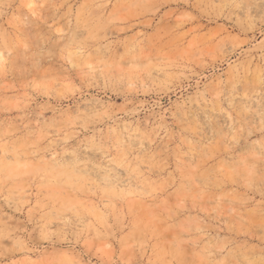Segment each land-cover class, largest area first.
Here are the masks:
<instances>
[{"label":"rangeland","instance_id":"374dc122","mask_svg":"<svg viewBox=\"0 0 264 264\" xmlns=\"http://www.w3.org/2000/svg\"><path fill=\"white\" fill-rule=\"evenodd\" d=\"M0 264H264V0H0Z\"/></svg>","mask_w":264,"mask_h":264},{"label":"bare ground","instance_id":"6f19581e","mask_svg":"<svg viewBox=\"0 0 264 264\" xmlns=\"http://www.w3.org/2000/svg\"><path fill=\"white\" fill-rule=\"evenodd\" d=\"M262 220V219H261ZM259 223V222H258Z\"/></svg>","mask_w":264,"mask_h":264}]
</instances>
